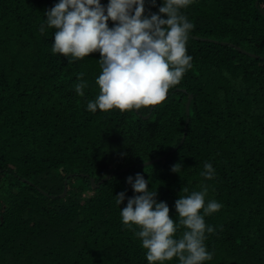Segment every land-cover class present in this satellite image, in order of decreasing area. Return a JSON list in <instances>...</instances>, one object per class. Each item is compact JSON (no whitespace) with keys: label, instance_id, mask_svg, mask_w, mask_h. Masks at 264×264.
<instances>
[{"label":"trees","instance_id":"obj_1","mask_svg":"<svg viewBox=\"0 0 264 264\" xmlns=\"http://www.w3.org/2000/svg\"><path fill=\"white\" fill-rule=\"evenodd\" d=\"M56 2L0 0V264H148L115 197L133 195L136 173L174 222L185 188L222 204L204 216V264H264V0H193L181 10L194 24L181 81L155 105L95 113L99 53L69 61L51 52L53 29L39 31ZM159 5L145 0V14Z\"/></svg>","mask_w":264,"mask_h":264},{"label":"clouds","instance_id":"obj_2","mask_svg":"<svg viewBox=\"0 0 264 264\" xmlns=\"http://www.w3.org/2000/svg\"><path fill=\"white\" fill-rule=\"evenodd\" d=\"M153 6L156 0H149ZM193 0H160L158 11L145 14V0H57L43 14L39 31L53 29L51 52L69 61L98 52L101 71L95 79L98 94L89 100L86 110L95 113L118 109L120 112L139 110L163 101L169 89L176 86L192 68V57L186 53L188 34L194 24L182 13ZM112 21V26H108ZM83 74H78V79ZM87 82L75 85V92L84 95ZM171 171L177 173L174 164ZM205 180L215 175L205 162L200 173ZM133 195H115L122 225L136 226L134 235L145 249L148 264H164L176 257L179 264H204L212 259L206 249V233L214 231L204 216L218 211L222 204L208 199L207 188L178 196L174 201L179 220L169 217L164 201L155 199L140 173L126 177ZM185 230L177 237L179 226Z\"/></svg>","mask_w":264,"mask_h":264},{"label":"water","instance_id":"obj_3","mask_svg":"<svg viewBox=\"0 0 264 264\" xmlns=\"http://www.w3.org/2000/svg\"><path fill=\"white\" fill-rule=\"evenodd\" d=\"M191 98H192V94L191 93H189L188 94V97H187V100H186V103H185V113L186 114H188V106H189V104H190V101H191ZM188 122H189V118H188V116H186V119H185V126H184V128H186V125L188 124ZM185 134H186V131H184L183 132V135H182V137H181V139H180V142L179 143H181L182 141H183V139H184V137H185ZM177 147V146H176ZM176 147H174L173 149H172V151L173 150H175L176 149ZM161 158H163V157H158V158H155V159H150V160H147V161H144V162H142L141 164L143 165V164H150V163H152V162H154V161H157V160H160ZM109 175H106L104 178H102L101 179V181L102 180H104L105 178H107ZM24 180V179H23ZM91 180V185H92V187H94V186H97L99 183H100V181L98 182V183H95L94 182V180L91 178L90 179ZM66 180H64V186H63V190H62V192L60 193V195L59 196H64L65 194H66V191H67V188H66ZM40 190V189H39ZM41 192H44L43 190H40ZM45 194H47L46 192H44Z\"/></svg>","mask_w":264,"mask_h":264}]
</instances>
